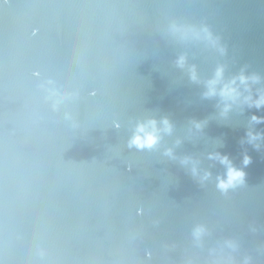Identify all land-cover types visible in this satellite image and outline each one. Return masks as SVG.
Wrapping results in <instances>:
<instances>
[{"label":"water","instance_id":"obj_1","mask_svg":"<svg viewBox=\"0 0 264 264\" xmlns=\"http://www.w3.org/2000/svg\"><path fill=\"white\" fill-rule=\"evenodd\" d=\"M0 264H264V0H0Z\"/></svg>","mask_w":264,"mask_h":264},{"label":"clouds","instance_id":"obj_2","mask_svg":"<svg viewBox=\"0 0 264 264\" xmlns=\"http://www.w3.org/2000/svg\"><path fill=\"white\" fill-rule=\"evenodd\" d=\"M243 79H245V77L241 76V80H243ZM224 91H225V93H233V92H235V89H234V88H228V87L226 86ZM257 103H259V101H258ZM154 141H155V137H154L152 134H149V135H148L147 142H148L149 144H152V143H154ZM232 175H240V173H235V172H232V171L230 170V178H231ZM222 183H223V182H222Z\"/></svg>","mask_w":264,"mask_h":264}]
</instances>
